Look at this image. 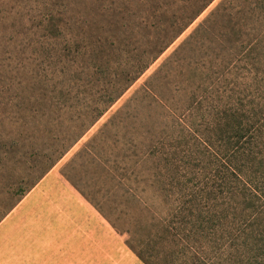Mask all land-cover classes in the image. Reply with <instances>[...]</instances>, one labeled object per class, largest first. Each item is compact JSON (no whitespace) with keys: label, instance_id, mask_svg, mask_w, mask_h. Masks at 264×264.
Returning a JSON list of instances; mask_svg holds the SVG:
<instances>
[{"label":"trees","instance_id":"16d2710c","mask_svg":"<svg viewBox=\"0 0 264 264\" xmlns=\"http://www.w3.org/2000/svg\"><path fill=\"white\" fill-rule=\"evenodd\" d=\"M212 1L198 0L200 6L172 14L167 24L151 32L149 25L137 26L145 42L114 72L119 77L111 81L110 91L66 123L59 120L56 104L65 100L64 87L74 77H63V86H58L59 74L65 73L63 66L54 67V48L63 43L71 61H89L90 76H103L98 61L115 55L119 31L132 35L133 29L120 24L122 11L115 8L111 20L92 28L90 21L77 18L79 12L72 15L78 0L66 1L70 8L58 12L65 22L47 15L42 26L46 45L52 46L44 51L51 52L46 55L49 68L39 89L27 95L10 132L0 131L1 172L26 158V168L0 198V222ZM241 2L221 0L168 58L209 45L233 52L225 38L230 42L244 29L249 41H240L231 58L222 53L225 76H189L196 87L186 100L171 103L158 93L161 77L150 76L100 131L102 135L109 124L128 121L134 132L127 144L133 150L121 158L127 186L122 233L144 264H264V0L244 11ZM247 14L251 22L242 24ZM71 28L77 33L71 35ZM156 108L161 110L159 127Z\"/></svg>","mask_w":264,"mask_h":264},{"label":"rangeland","instance_id":"374dc122","mask_svg":"<svg viewBox=\"0 0 264 264\" xmlns=\"http://www.w3.org/2000/svg\"><path fill=\"white\" fill-rule=\"evenodd\" d=\"M66 1L0 0V131L5 134L10 132L17 117H21L27 95L39 89V82L49 68L46 55L51 52L44 51H50L52 46H47L48 42L43 38L42 22L47 15L56 17L58 12L70 8ZM197 1L78 0L79 3L75 4L78 7L73 8L72 15L79 12L77 18L90 21L92 28L111 20V9L115 8L117 13L122 11L120 24H128L133 32L122 36L119 31L114 39L115 55L98 61L99 75L103 73V76H90L92 64L89 61H71L64 44H57L54 50L58 59L54 67L60 70L63 66L65 73L64 76L59 74L58 86H63V77H74L64 87L67 88L65 100L56 104L57 109H61L59 120L62 118L64 123L76 112L91 109L96 105L97 97L110 91L111 81L119 77L112 76L114 72L124 68L137 53L140 43L145 42L141 40V28L137 26L149 25L147 30L151 32L159 24H167L172 14L179 16L189 6H200L201 2L198 4ZM220 1L213 0L2 219L0 264H144L127 246V235L122 233L125 227L121 211L127 186L123 183L121 160L133 150L127 149V144L131 134L134 138V132L130 129L132 126L126 125L128 121L118 126L109 124L102 135L100 131L150 76L161 77L157 90L168 103L186 100L187 93L196 87V81L189 76L194 79L225 76L222 53L228 58L233 52L238 53V43L249 41L244 29L241 35H233L230 42L225 38L226 45L233 47V52H226V47L221 50L209 45L185 49L168 59ZM241 1L243 11L250 6L257 7L259 3V0ZM110 2L114 4L110 5ZM57 17L66 21V16ZM249 19L248 14L242 16V24L251 22ZM77 31L71 28V35ZM109 34L111 32L107 36ZM153 113L159 127L163 124L160 108ZM19 121L22 123L20 118ZM93 139L94 142L85 148ZM83 149L85 152L77 156ZM6 168L0 170V198L3 192L13 187L16 178L26 168V158Z\"/></svg>","mask_w":264,"mask_h":264}]
</instances>
